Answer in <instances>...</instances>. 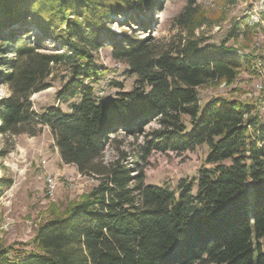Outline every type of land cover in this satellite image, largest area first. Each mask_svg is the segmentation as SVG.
<instances>
[{"label": "trees", "instance_id": "trees-1", "mask_svg": "<svg viewBox=\"0 0 264 264\" xmlns=\"http://www.w3.org/2000/svg\"><path fill=\"white\" fill-rule=\"evenodd\" d=\"M197 1L178 15L186 37L173 48L118 34L111 24L122 15L123 23L148 28L158 0H0V55L10 49L14 57L2 61L12 90L0 107L2 129L36 135L50 128L62 162L99 178L39 225L31 249L0 247V264H264V124L254 105L224 95L202 109L198 91L233 85L242 71L258 73L255 53L228 45L239 32L250 41L255 27L243 17L228 39L205 44L195 34L206 23ZM50 40L53 51L42 52ZM105 46L136 85L100 99L93 83L103 74L98 52ZM54 67L67 71L58 100H81L38 113L31 97L52 85ZM152 121L159 127L142 153L182 154L206 143L213 167L174 190L146 184L143 172L132 175L120 160L103 164L120 129L142 133Z\"/></svg>", "mask_w": 264, "mask_h": 264}, {"label": "rangeland", "instance_id": "rangeland-1", "mask_svg": "<svg viewBox=\"0 0 264 264\" xmlns=\"http://www.w3.org/2000/svg\"><path fill=\"white\" fill-rule=\"evenodd\" d=\"M158 1L159 6L154 10L148 28H142L134 21L127 25L123 23L124 16L114 15L115 21L111 23L113 29L118 34L127 30L130 36L147 40L151 38L153 44L177 48L186 37L177 17L188 0ZM196 5L205 14L206 23L195 34L206 37L205 44H220L222 40L228 39L230 29L245 17L247 23L255 27L256 34L247 42L245 34L239 32V40L229 39L228 45L240 50L239 53L243 56L253 52L257 58L264 59V0H198ZM47 45L49 47L42 52L53 51V41L50 40ZM0 58H3L0 59L1 107L2 102L12 94L11 86L4 77L10 70L2 65V61L4 58L14 57L10 49H7ZM98 64L104 68L102 76L93 83L98 98L115 97L121 91H129L136 85V75L129 73V67L125 63L112 57L109 46L99 50ZM53 69V74L49 76L52 85L31 97L32 109L38 113L52 106L68 110L73 102L81 100V97L64 102L58 100L57 92L67 80V71L64 67ZM257 71L255 74L242 71L233 85L223 83L200 87V108L203 109L211 97L224 95L254 105L259 125L264 124V70ZM158 127L159 124L152 121L142 133L130 134L125 129H120L105 147L103 164L120 160L122 164L132 168V175L143 172L146 184L174 190L180 180L193 181L199 176L200 169L213 167L205 162L210 154L206 143L196 145L182 154L156 150L147 155L142 153L141 147L147 145L150 133ZM42 128L36 135L5 132L0 117V247L16 243L19 247L31 249V240L40 224L53 218L54 213H61L70 202L80 201L98 185L97 176L80 173L74 165L62 162L51 129L46 126ZM190 129L191 125L188 124V130ZM48 175L53 176L56 181L52 194L48 192Z\"/></svg>", "mask_w": 264, "mask_h": 264}, {"label": "built area", "instance_id": "built-area-1", "mask_svg": "<svg viewBox=\"0 0 264 264\" xmlns=\"http://www.w3.org/2000/svg\"><path fill=\"white\" fill-rule=\"evenodd\" d=\"M237 52H240V50H237ZM257 70L262 72L264 70V59L263 58H257L256 61ZM47 186H48V192L49 194H52L56 188V181L53 176L48 175L47 176Z\"/></svg>", "mask_w": 264, "mask_h": 264}]
</instances>
